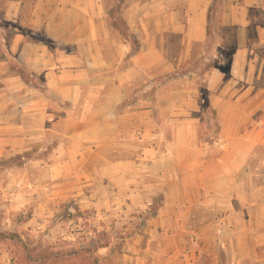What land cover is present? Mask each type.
<instances>
[{"label": "crops", "instance_id": "crops-1", "mask_svg": "<svg viewBox=\"0 0 264 264\" xmlns=\"http://www.w3.org/2000/svg\"><path fill=\"white\" fill-rule=\"evenodd\" d=\"M96 1L37 0L32 25L56 48L3 39L0 211L115 198L135 213L160 198L146 254L221 240L226 264H264V0H142L122 13L130 36ZM219 3L218 55L195 53ZM205 105L215 141L201 136Z\"/></svg>", "mask_w": 264, "mask_h": 264}, {"label": "rangeland", "instance_id": "rangeland-1", "mask_svg": "<svg viewBox=\"0 0 264 264\" xmlns=\"http://www.w3.org/2000/svg\"><path fill=\"white\" fill-rule=\"evenodd\" d=\"M102 1L114 31L130 36L122 13L132 3L142 0ZM36 3L37 0H0V57L6 53L3 39L6 42L13 31L30 35L33 41H47L43 31L32 25ZM96 3L93 0L91 6ZM220 5L216 6L212 16L217 35L212 34V40L204 50L196 46L195 53H200L201 49V54L218 55L214 44L216 40L217 43L222 41L217 24L221 17ZM214 28L211 29L212 33ZM200 67L202 70L206 68L203 64ZM21 73L36 85L42 83L40 75L37 80H32L29 71L21 70ZM200 85L204 86L202 82ZM200 116L204 122L201 132L203 139L217 140L220 125L216 112L205 105ZM152 185L159 186L157 183ZM159 199L156 198L155 206L149 211L139 210L135 213L126 202H117L115 198V205L109 206L80 207L78 201L74 200L53 208L0 211V264H226V247L221 240L211 243L210 249L202 252L201 256L196 250L199 247L196 242L172 240L176 245L181 243L182 255L179 257H161L163 241L159 243L155 240L151 244L154 247L151 253L154 254H146L148 235L144 234L145 226L156 215Z\"/></svg>", "mask_w": 264, "mask_h": 264}, {"label": "trees", "instance_id": "trees-1", "mask_svg": "<svg viewBox=\"0 0 264 264\" xmlns=\"http://www.w3.org/2000/svg\"><path fill=\"white\" fill-rule=\"evenodd\" d=\"M18 34V32H11V36H8V38H6V42H7V44H9L10 43V41L12 40V38L15 36V35H17ZM43 36L44 37H46V35L45 34H43ZM46 39H47V41H44L45 43H47L48 45H52V42L46 37ZM36 41H40V40H36ZM53 46V45H52ZM228 58H231V55H229L228 56Z\"/></svg>", "mask_w": 264, "mask_h": 264}]
</instances>
